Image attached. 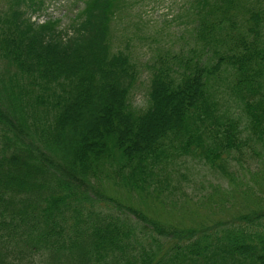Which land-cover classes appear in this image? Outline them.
<instances>
[{
  "label": "trees",
  "instance_id": "1",
  "mask_svg": "<svg viewBox=\"0 0 264 264\" xmlns=\"http://www.w3.org/2000/svg\"><path fill=\"white\" fill-rule=\"evenodd\" d=\"M122 2L85 0L70 23L43 25L31 15L44 0L0 5V264H264V206L163 224L103 185L118 153L114 185L167 206L157 166L178 149L227 177L232 161L264 159V0H195L206 53L159 56L140 112L139 67L112 44ZM222 70L246 126L219 109Z\"/></svg>",
  "mask_w": 264,
  "mask_h": 264
},
{
  "label": "rangeland",
  "instance_id": "2",
  "mask_svg": "<svg viewBox=\"0 0 264 264\" xmlns=\"http://www.w3.org/2000/svg\"><path fill=\"white\" fill-rule=\"evenodd\" d=\"M81 1L82 8L84 0ZM2 3L0 0V5ZM122 3L120 14L112 22V44L127 52L139 67V79L129 100L131 107L140 112L149 105L150 65L159 56L194 57L206 53L197 38L200 14L195 0H123ZM73 8L71 5L66 8L63 17L66 24L79 14ZM58 9L61 10V6ZM5 70L9 71V66L0 61V76ZM211 81L220 111L246 126L248 115L231 88L232 75L222 70ZM261 157L262 154L248 158L244 168L232 161L229 168L235 174L227 177L195 153L178 149L163 165L164 169L158 171L160 165L157 166L161 184L164 187L170 184L165 191L167 206L159 199L143 197L137 192L125 193L114 185L106 175L113 174V167L120 161L118 153L115 162L109 163L108 172L105 171L103 185L107 194L143 210L163 224L191 226L216 219L229 220L252 207L264 206V159L260 161ZM172 199L177 201L171 203Z\"/></svg>",
  "mask_w": 264,
  "mask_h": 264
}]
</instances>
